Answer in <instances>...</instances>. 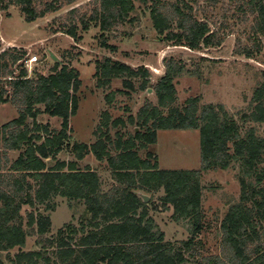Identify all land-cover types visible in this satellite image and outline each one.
Here are the masks:
<instances>
[{"label":"trees","instance_id":"obj_1","mask_svg":"<svg viewBox=\"0 0 264 264\" xmlns=\"http://www.w3.org/2000/svg\"><path fill=\"white\" fill-rule=\"evenodd\" d=\"M0 0V9L18 7L24 20L34 24L69 7L58 31L80 42V32L97 28L101 47L116 52L108 35L124 25H134L137 5L148 12L156 33L173 46L191 51L221 46L222 39L210 27L206 8L227 3L237 13V22H251L247 44L238 41L236 55L255 58L262 51L264 0ZM206 1V2H207ZM201 13L203 18H198ZM26 52L9 49L0 54V107L12 104L18 117L0 127V264H264V137L257 128L264 124L263 82L255 89L251 112L242 124L223 105L202 104L189 98L178 107L176 80L183 75L199 77L182 61H164L165 75L152 87L157 104L147 102L136 116L113 119L105 111L91 145L72 143L71 120L80 105V72L61 62L49 75L29 76L23 62ZM94 78L97 87L108 88L122 80L123 90L105 97L111 106L117 94L129 96L136 90L133 80L142 79L139 89L148 91L151 74L106 58L98 62ZM126 90V91H125ZM41 115L61 120L60 130L40 124ZM134 127L133 133L125 131ZM200 132L199 170H160L149 147L158 143L160 131ZM75 161H60L63 152ZM10 152H19L15 161ZM107 164L114 184L108 191L90 167L78 163L89 155ZM144 154V156H142ZM48 160L55 163L48 165ZM9 167L7 168V166ZM239 168L241 193L223 218L221 254L201 255L206 229L203 212L202 175L210 171ZM163 191L155 204L154 195ZM140 194L150 196L145 203ZM83 203L86 219L81 225L67 224L56 235L51 216L54 199ZM24 208L31 211L23 215ZM173 210L172 218L189 226L190 237L180 244L168 243L152 212ZM37 237L38 249L24 251L28 238ZM18 250L14 256L11 252Z\"/></svg>","mask_w":264,"mask_h":264},{"label":"rangeland","instance_id":"obj_2","mask_svg":"<svg viewBox=\"0 0 264 264\" xmlns=\"http://www.w3.org/2000/svg\"><path fill=\"white\" fill-rule=\"evenodd\" d=\"M48 1V0H45ZM92 0H82L75 7L85 5ZM201 0V7H208V1ZM225 3L219 8H206L209 12L210 27L222 39V44L216 48L191 51L188 48L173 46L159 36L153 28L149 12L137 5L134 14L137 22L134 25L120 26L108 35L109 44L117 47L111 52L100 44V31L92 28L89 32H80L81 41L76 43L69 36L55 32L61 27L69 7L53 16H47L34 24L24 20L18 7L11 6L8 11L0 9V54L9 49H19L26 52V59L36 56L38 62L31 65L29 76L36 73L49 75L52 73L55 62L51 54L63 64L69 65L80 72L82 88L79 94L80 105L77 115L71 120L72 143L90 145L95 142L94 132L101 122V115L108 111L113 119H127L130 115L136 116L139 110L147 103L157 104L155 94L149 93L159 80L165 75L164 61L173 58L182 61L187 69L199 73V77L183 75L176 80L178 99L176 105L183 107L185 102L192 97H200L202 104L223 105L226 110L235 116L242 124L243 115L251 112V100L255 89L263 82L264 73V37L261 38L262 51L253 59L236 55L238 41L247 44V35L251 22L239 23L234 7ZM198 18L202 19L201 13ZM111 58L124 63L133 69L145 68L151 74V87L144 92L139 89L142 79L133 80L136 90L129 96L117 94L114 103L110 106L105 97L110 93L123 90L122 80H114L108 88H98L94 78L96 64ZM126 91V90H125ZM153 91V90H152ZM18 110L12 104L0 107V127L15 120ZM40 124H49L53 130H60L61 120L48 115H41ZM256 127L258 134L264 137V124H249L246 127ZM134 127L127 126L123 130L133 133ZM149 151L156 157L163 171L199 170L201 167L200 132L188 131H160L158 143L150 146ZM19 152H10L8 158L17 160ZM144 156V154H142ZM59 158L63 161H73L75 158L68 152L62 153ZM54 166L55 163H48ZM83 169L86 166L97 171L103 180L104 190L113 185V177L105 162H98L94 156L89 155L79 163ZM9 165L7 166V168ZM203 186V212L206 229L201 239L205 249L201 255L216 256L221 254L222 234L220 225L230 206L237 203L240 198L241 185L239 182V168L227 171H210L202 175ZM163 191L154 195L157 204ZM150 197V196H149ZM151 200V198H150ZM55 212L42 213L50 215L52 221L51 234L67 224L81 225L86 219V210L83 203L68 202L67 199L58 197L54 199ZM31 210L24 208L26 216ZM159 229L165 233L168 243L180 244L190 237L189 226L186 222H177L172 218L173 210L152 212ZM37 237L27 240L24 251L38 249ZM18 250L11 252L14 256ZM7 254H0L6 260ZM188 264H195L190 260Z\"/></svg>","mask_w":264,"mask_h":264},{"label":"built area","instance_id":"obj_3","mask_svg":"<svg viewBox=\"0 0 264 264\" xmlns=\"http://www.w3.org/2000/svg\"><path fill=\"white\" fill-rule=\"evenodd\" d=\"M37 62H38V58L36 56H32V57L26 59L23 62V65H24L25 69H27V71H28L31 68V65H33V64H35Z\"/></svg>","mask_w":264,"mask_h":264},{"label":"water","instance_id":"obj_4","mask_svg":"<svg viewBox=\"0 0 264 264\" xmlns=\"http://www.w3.org/2000/svg\"><path fill=\"white\" fill-rule=\"evenodd\" d=\"M51 59L57 63V62H60L59 59L57 57H55L53 54H51ZM153 91L152 90H149V93H152ZM141 198L143 199V201L145 203H148L150 201V197L145 195V194H140Z\"/></svg>","mask_w":264,"mask_h":264},{"label":"crops","instance_id":"obj_5","mask_svg":"<svg viewBox=\"0 0 264 264\" xmlns=\"http://www.w3.org/2000/svg\"><path fill=\"white\" fill-rule=\"evenodd\" d=\"M42 75H43V74H42ZM3 106H5V105H3ZM90 145H91V144H90ZM66 152H67V151H66ZM63 153H65V152H63ZM61 154H62V153H61ZM61 154H60V155H61ZM68 154L71 155L70 153H68ZM60 155H59V156H60ZM91 155H92V154H91ZM59 156H58V160L63 161V160H61V159L59 158ZM92 156H93V155H92ZM94 158H95V157H94ZM73 161H75V159H74ZM83 161H84V160H83ZM49 162L54 163L53 161H49V160H48V163H49ZM66 162H70V161H66ZM79 163H80V162H79ZM79 163H78V165H79ZM86 167H89V166H86ZM86 167H85V168H86ZM79 168L82 169V168L80 167V165H79ZM85 168H83L82 170H84ZM90 168H91V167H90ZM91 169H92V168H91ZM92 170L95 171L94 169H92ZM96 172H97V171H96ZM97 173H98V172H97ZM109 173H111V172H109ZM98 175H99L100 178H101V175H100L99 173H98ZM101 180H102V178H101ZM102 182H103V180H102ZM112 182H113V184H114V181H112ZM109 189H110V187H109L107 190H104V186H103V190H104L105 192L108 191Z\"/></svg>","mask_w":264,"mask_h":264}]
</instances>
